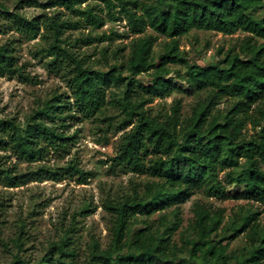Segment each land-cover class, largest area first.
Listing matches in <instances>:
<instances>
[{
  "label": "trees",
  "instance_id": "16d2710c",
  "mask_svg": "<svg viewBox=\"0 0 264 264\" xmlns=\"http://www.w3.org/2000/svg\"><path fill=\"white\" fill-rule=\"evenodd\" d=\"M88 1L98 4L81 5ZM37 2V0H35ZM76 19L61 16L28 19L0 5V14L13 17L17 29L35 39L39 34L48 42L39 50L50 58L49 67L63 72L73 102L64 96L43 101L23 124L13 117L0 118V150H10L28 162L43 160L50 151L69 154L76 140L70 133L71 120L77 114L89 120H101L107 133L125 130L112 159V167L125 173L146 174L149 178L135 184L131 192L108 198L104 207L110 213V241L106 247L92 238L87 259H78L74 245L76 221L59 240L51 241L46 253L36 262L22 256L24 225L13 239L19 252L9 264H230L229 243L215 240L223 225L224 209H211L194 203L189 223L191 234L182 245L173 240L180 219L160 231L149 217L187 202L198 192L208 198H242L264 204V0H54ZM109 20L126 19L137 35L129 44L125 61L116 60L107 71L92 68L84 57L63 43L66 27H80L81 18L94 28ZM42 27L43 30L42 31ZM152 29L166 40L156 54L158 37L146 34ZM192 30L248 35L211 65L191 63L180 49V38ZM99 38V37H98ZM92 36L87 37L91 41ZM100 39V38H99ZM184 65L187 71L172 70ZM16 63L12 46L0 45V76L18 77L35 83V77ZM124 72L126 74H124ZM176 73L180 82L170 76ZM152 75L148 82L138 77ZM109 88H115L111 92ZM175 91L200 95L191 113H182V100L172 102L170 110L153 113L149 104L154 97L165 98ZM113 95V96H112ZM229 99L226 107L219 105ZM114 106L116 116H106ZM129 128V130H127ZM244 161V163H242ZM225 172V180L220 174ZM77 175L86 183L90 175L70 160L64 166L40 164L38 168L17 173L0 163V183L17 187L30 179H62ZM232 185L243 186L233 194ZM85 207L81 213H89ZM161 215V220L166 218ZM257 212L232 217L231 238L246 232L249 248L236 257L235 264H264V223ZM144 226L138 230L134 228ZM226 225L222 227L225 229Z\"/></svg>",
  "mask_w": 264,
  "mask_h": 264
},
{
  "label": "rangeland",
  "instance_id": "374dc122",
  "mask_svg": "<svg viewBox=\"0 0 264 264\" xmlns=\"http://www.w3.org/2000/svg\"><path fill=\"white\" fill-rule=\"evenodd\" d=\"M54 0H0L11 13H20L28 19L35 17L61 16L62 19H76L66 8L53 5ZM87 4H98L97 1H88ZM98 6L103 7L101 3ZM104 18L102 28H94L80 19V27H66L63 31L64 46L84 57L92 68L107 71L116 60L125 61L129 52L131 40L137 37L127 25L126 19L109 20L106 11L100 13ZM264 14V9L258 11ZM17 22L13 17L0 14V45L12 46L16 56V63L24 66V70L35 77V83H26L18 77L0 76V118L13 117L23 124L40 104L52 98L62 95L67 101L73 102L71 90L63 72L54 71L49 67L50 58L43 57L39 50L48 45V42L39 34L31 39L27 34L17 29ZM42 31L43 27H42ZM146 34L158 37L154 50L156 54L162 50L161 44L166 40L148 28ZM248 34L239 31L233 35H225L216 31L192 30L189 34L180 38V49L189 62L211 65L217 63L230 48L238 46L241 39ZM92 36L91 41L87 37ZM100 39H99V38ZM172 70L184 74L186 66L171 65ZM124 74H126L124 72ZM174 82H180L176 73L171 74ZM142 82H148L152 75L143 74L138 77ZM115 88L108 89L110 99L111 92ZM116 91V90H115ZM200 95L188 94L183 91H175L171 95L161 98L154 97L149 108L153 113L167 112L172 102L182 100V113L189 115L192 106L198 101ZM113 96V95H112ZM229 99L224 98L219 107L228 105ZM117 108L107 105L104 115L116 116ZM78 119L69 121L70 133H76V140L67 155L60 156L50 151L43 160L28 162L19 159L10 150H0V163L3 167H11L14 172L25 173L38 168L40 164L48 166H64L70 160L79 162V166L88 172L86 183H80L77 175L66 176L62 179L43 178L40 180L30 179L17 187H10L0 183V264H9L13 254L19 252L13 239L17 236L24 225V245L21 254L27 260L36 262L47 251L51 241L59 240L63 233L75 224L74 245L78 252L79 261L84 262L89 254V246L92 238H95L101 247H106L110 241L111 216L105 209L106 199L115 198L124 193L131 192L135 184L145 182L149 176L146 174L125 173L117 167H112V159L117 153L118 144L123 136V131L107 133L108 143H103L104 131L99 128L106 126L101 120H89L81 114ZM129 130V128L127 129ZM244 163V161H242ZM225 180V172L220 174ZM233 194L243 191V186L232 185L229 187ZM202 203L211 209H224L223 225L225 229L219 230L215 240L222 244L229 243L227 252L230 264H235L236 257L249 248L246 232L237 238H231L232 232L228 231L232 217H242L249 212H257L258 219L264 223V204L242 198L218 200L208 198L201 192L196 193L187 202L179 205V211L172 213L175 207L166 210V218L162 221L161 215L156 213L149 217L154 222V228L160 231L165 229L166 224H173L180 219V226L173 235L178 245H182L184 239L191 234L189 223L194 216V203ZM88 207L89 213H81ZM144 225L134 228L138 230Z\"/></svg>",
  "mask_w": 264,
  "mask_h": 264
}]
</instances>
